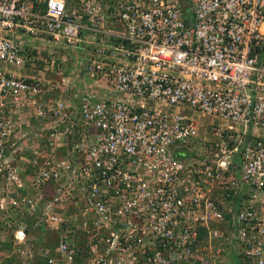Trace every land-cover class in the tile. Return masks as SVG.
I'll return each instance as SVG.
<instances>
[{"label":"built area","instance_id":"obj_1","mask_svg":"<svg viewBox=\"0 0 264 264\" xmlns=\"http://www.w3.org/2000/svg\"><path fill=\"white\" fill-rule=\"evenodd\" d=\"M6 261L264 264V0H0Z\"/></svg>","mask_w":264,"mask_h":264},{"label":"trees","instance_id":"obj_2","mask_svg":"<svg viewBox=\"0 0 264 264\" xmlns=\"http://www.w3.org/2000/svg\"><path fill=\"white\" fill-rule=\"evenodd\" d=\"M60 95L61 94L57 90L50 91V92L47 93L46 99L48 101H52L53 99H59L61 97ZM25 221L28 222L29 224H32L33 219L30 218V217H28V218H25ZM6 246H8L10 248L11 247V244H7ZM10 262L11 261H6V264H11ZM41 264H44V263L41 262Z\"/></svg>","mask_w":264,"mask_h":264},{"label":"clouds","instance_id":"obj_3","mask_svg":"<svg viewBox=\"0 0 264 264\" xmlns=\"http://www.w3.org/2000/svg\"><path fill=\"white\" fill-rule=\"evenodd\" d=\"M53 85H54V84H53ZM46 90H47V93L50 92V91H54V90H57V91L60 93V90H59L58 88H54V87H49V86H47ZM47 93H46V95L44 96V100H45L46 102H48V100L46 99ZM33 122H34V121H33Z\"/></svg>","mask_w":264,"mask_h":264},{"label":"rangeland","instance_id":"obj_4","mask_svg":"<svg viewBox=\"0 0 264 264\" xmlns=\"http://www.w3.org/2000/svg\"><path fill=\"white\" fill-rule=\"evenodd\" d=\"M30 237H31L32 239H34V238H35V233L31 234Z\"/></svg>","mask_w":264,"mask_h":264},{"label":"crops","instance_id":"obj_5","mask_svg":"<svg viewBox=\"0 0 264 264\" xmlns=\"http://www.w3.org/2000/svg\"><path fill=\"white\" fill-rule=\"evenodd\" d=\"M31 123H34L33 121H31Z\"/></svg>","mask_w":264,"mask_h":264}]
</instances>
